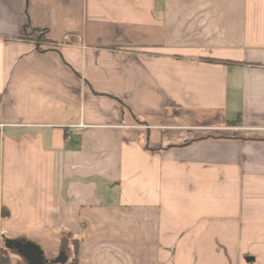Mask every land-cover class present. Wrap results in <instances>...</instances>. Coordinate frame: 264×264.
<instances>
[{
    "label": "crops",
    "instance_id": "0c3cea01",
    "mask_svg": "<svg viewBox=\"0 0 264 264\" xmlns=\"http://www.w3.org/2000/svg\"><path fill=\"white\" fill-rule=\"evenodd\" d=\"M214 130L240 134H190ZM13 248L264 264V0H0V264Z\"/></svg>",
    "mask_w": 264,
    "mask_h": 264
},
{
    "label": "rangeland",
    "instance_id": "374dc122",
    "mask_svg": "<svg viewBox=\"0 0 264 264\" xmlns=\"http://www.w3.org/2000/svg\"><path fill=\"white\" fill-rule=\"evenodd\" d=\"M207 115L201 117L198 114L197 115H192V117L189 119V121L192 124H201V125H207V126H211V127H215L218 125H223L226 124L227 122H224L225 120L220 117V114H211V113H205ZM179 123V122H178ZM162 134V133H161ZM163 134H169L168 132L164 131ZM178 134V133H177ZM192 134L191 137H196L199 138L203 135H211V136H215V135H219V134H226V135H236V134H240V133H236V132H229V131H204V132H198V133H190ZM4 248H6L5 243H3ZM7 249V248H6ZM67 257V254H65ZM3 256L8 258L11 262V264H30V262L24 258L23 256H21V254H19L18 250L16 248L11 249L10 251H6L5 253H3ZM73 257V256H72ZM74 258H72L70 260V262H66L65 264H74ZM43 264V263H42ZM46 264H63V263H57V260H46Z\"/></svg>",
    "mask_w": 264,
    "mask_h": 264
},
{
    "label": "trees",
    "instance_id": "16d2710c",
    "mask_svg": "<svg viewBox=\"0 0 264 264\" xmlns=\"http://www.w3.org/2000/svg\"><path fill=\"white\" fill-rule=\"evenodd\" d=\"M74 264H77V258H74ZM1 264H11L10 260L2 255Z\"/></svg>",
    "mask_w": 264,
    "mask_h": 264
},
{
    "label": "water",
    "instance_id": "95a60500",
    "mask_svg": "<svg viewBox=\"0 0 264 264\" xmlns=\"http://www.w3.org/2000/svg\"><path fill=\"white\" fill-rule=\"evenodd\" d=\"M22 254L26 255L27 257H31L34 254V251H32L31 249H21Z\"/></svg>",
    "mask_w": 264,
    "mask_h": 264
}]
</instances>
